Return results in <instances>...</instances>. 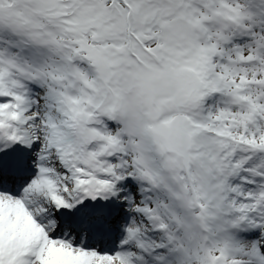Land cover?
I'll return each mask as SVG.
<instances>
[{
    "label": "snow or ice",
    "instance_id": "obj_1",
    "mask_svg": "<svg viewBox=\"0 0 264 264\" xmlns=\"http://www.w3.org/2000/svg\"><path fill=\"white\" fill-rule=\"evenodd\" d=\"M0 264H264V0H0Z\"/></svg>",
    "mask_w": 264,
    "mask_h": 264
}]
</instances>
